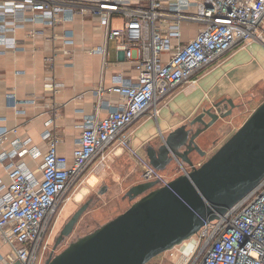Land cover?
<instances>
[{
	"label": "built area",
	"instance_id": "obj_1",
	"mask_svg": "<svg viewBox=\"0 0 264 264\" xmlns=\"http://www.w3.org/2000/svg\"><path fill=\"white\" fill-rule=\"evenodd\" d=\"M77 15L97 17L106 28L107 41H118L117 50L134 64L137 75L133 80L114 75L106 86L107 44L91 49L104 56L103 74L93 89L97 104L83 118L71 160L59 153L60 137L53 127L44 133L48 150L43 152L31 138L21 137L17 126H0V143L10 142L0 151L8 176V182L0 176V264H44L72 190L104 168L117 154V145L128 149L143 181L167 184L162 171L131 146V126L146 114L157 118L173 90L187 82L195 84L197 74L227 51L255 39L264 43V0H0V54L24 49L12 34L21 22L53 27ZM117 17L121 26L114 25ZM189 22L199 28L185 41L184 25ZM73 36L65 30L57 49L67 52ZM54 59L49 58L51 70ZM45 82L52 93L64 85L53 72ZM108 93L118 94L121 101L111 103ZM7 102L18 110L36 99L19 100L12 91ZM26 157L40 163L34 167ZM192 239L195 251L201 246L203 252L199 264H264V178Z\"/></svg>",
	"mask_w": 264,
	"mask_h": 264
},
{
	"label": "crops",
	"instance_id": "obj_2",
	"mask_svg": "<svg viewBox=\"0 0 264 264\" xmlns=\"http://www.w3.org/2000/svg\"><path fill=\"white\" fill-rule=\"evenodd\" d=\"M190 27L191 24L184 25V31L192 32ZM65 30L73 32L74 43L66 46L67 52H62L57 48L63 45ZM33 31L37 32L33 35ZM12 34L24 49L16 52L7 50L0 54V126H17V133L23 138H31V144L43 152L48 150V140L44 133L49 126L53 127L60 137L59 153L71 160L83 118L93 112L97 104L93 89L100 83L103 74L104 56L99 52H90L91 49L107 44L106 58L109 65L104 73L106 86L112 83V77L117 74L123 75L127 80L135 79L137 70L126 59L124 52L117 50L116 39L107 41L106 28L95 16L77 15L72 21L59 22L53 27L41 22H21ZM51 56H55L53 70L50 69ZM51 72L59 82L64 83L63 88L55 93L48 89L45 82L46 76ZM197 75L195 84L184 83L164 99L165 105L157 118L146 114L131 126V146L143 156L148 158L145 149L149 145L157 147L162 138L204 109L223 100H232L236 107L229 116L231 118L226 129L225 119L221 123L222 131V127L216 125L213 131L210 129L197 139L198 144L207 152L206 147L211 148L208 157L223 144L236 130L230 123L240 110L245 111V107L248 110V104L263 98L257 107L264 100V43L255 39L247 46L235 47ZM12 91H15L19 100L34 98L36 103L22 105L18 110L9 107L7 94ZM106 95L113 104L121 101L116 93ZM221 107L224 111L231 108H223L224 104ZM49 119H53L50 125L47 124ZM215 132L218 134L215 135ZM13 137L14 133H11L10 138ZM9 147V140L0 143V151ZM124 149L127 148L117 145L114 161L121 160L118 156ZM26 160L34 167L40 163V159L26 157ZM137 167L135 169L140 172L141 177L140 168ZM104 170H95L91 174L98 180L97 175H101ZM0 176L8 182L1 162ZM2 249L7 251L9 248L2 245Z\"/></svg>",
	"mask_w": 264,
	"mask_h": 264
},
{
	"label": "water",
	"instance_id": "obj_3",
	"mask_svg": "<svg viewBox=\"0 0 264 264\" xmlns=\"http://www.w3.org/2000/svg\"><path fill=\"white\" fill-rule=\"evenodd\" d=\"M223 104L231 108L224 111ZM235 107L232 100L217 102L172 130L157 147L149 145L145 151L157 169L178 162L183 173L164 185L155 180L131 186L126 196L133 202L125 211L61 252H52L44 264H147L224 214L264 178V100L206 160L197 165L193 156L207 155L197 139L221 124ZM90 204L88 199L69 218L55 248Z\"/></svg>",
	"mask_w": 264,
	"mask_h": 264
},
{
	"label": "rangeland",
	"instance_id": "obj_4",
	"mask_svg": "<svg viewBox=\"0 0 264 264\" xmlns=\"http://www.w3.org/2000/svg\"><path fill=\"white\" fill-rule=\"evenodd\" d=\"M121 23L122 21L120 18L117 17L114 19V25H121ZM187 24H191L192 27L190 28L192 32H185V41L189 40L190 36L199 27L197 23L189 22L185 25ZM185 29L187 30L186 26ZM262 99L263 98H261V100ZM261 100H257L252 102L251 104H248V110H246V107L245 111H242L241 109L237 117L233 120L232 123H230L233 124V128L235 126L236 129H238L243 124V121H245L251 114V112L256 108L258 102ZM230 118L231 117L226 118L227 122L224 123L225 129L226 125L229 124L228 120H230ZM219 125L221 127L223 126V124ZM213 129L214 126L211 128V131H213ZM222 129L223 127L221 128V131ZM223 133L225 134L226 132ZM216 134L218 133L215 132V135ZM206 148L208 149L207 155L205 157H198V159L201 160V163L206 160L208 158V154L211 153V148L209 146H207ZM118 157H120L121 159L119 160V162L117 161V159H115V161L112 159L107 162V165L103 168L105 170L101 175H97L98 180L96 179L94 183H92V181L90 182V176H92L91 174L88 176V179L85 178L83 180L81 185H79L75 190H72V198L65 206V209L53 230L51 244L46 254V259L52 252L54 253V255L61 252L69 245L70 242L76 240L80 236L91 232L101 224L114 218L118 214L125 211L132 204L133 201L129 200V198L126 196V192L131 186L137 184L138 181L142 182L143 180L139 175L140 172L136 171L135 168L137 165L127 149H124L122 154ZM117 163L119 164L117 165ZM161 171L165 178L169 181L179 174L183 173V168L181 164L175 162L166 170ZM84 187L87 188L86 193L83 195L81 200H76L77 193L80 192ZM103 188H105L104 192H102ZM88 199H91V207L85 213H83L74 229L68 235H66L55 248V241L60 235L61 230L66 222L73 215V213ZM189 240L185 242L187 243L189 242ZM186 243L184 245H177L175 248L157 255L156 257L152 258L147 264H199L203 257L201 246H199L196 251L193 248L191 252L186 253ZM193 251L195 252L193 253Z\"/></svg>",
	"mask_w": 264,
	"mask_h": 264
},
{
	"label": "bare ground",
	"instance_id": "obj_5",
	"mask_svg": "<svg viewBox=\"0 0 264 264\" xmlns=\"http://www.w3.org/2000/svg\"><path fill=\"white\" fill-rule=\"evenodd\" d=\"M95 179H96V177L92 176L90 182L92 181V183H93L95 181ZM86 191H87L86 187L82 188V190L77 193L76 200H81L83 195L86 193ZM185 241H187V240H185ZM184 242L181 245H184L186 243V242L185 243ZM195 247H196L195 241L192 238H190L189 242L186 243L185 252L189 253L192 251L193 248L195 250Z\"/></svg>",
	"mask_w": 264,
	"mask_h": 264
},
{
	"label": "flooded vegetation",
	"instance_id": "obj_6",
	"mask_svg": "<svg viewBox=\"0 0 264 264\" xmlns=\"http://www.w3.org/2000/svg\"><path fill=\"white\" fill-rule=\"evenodd\" d=\"M209 120V119H208ZM189 127H191L190 125H189ZM192 127H196V125L195 126H192ZM201 136V135H200ZM204 150H206V149H204ZM207 151V150H206ZM197 157H199L197 154H195L194 156H193V158H194V162L198 165V164H200L201 163V160H199V159H197Z\"/></svg>",
	"mask_w": 264,
	"mask_h": 264
}]
</instances>
